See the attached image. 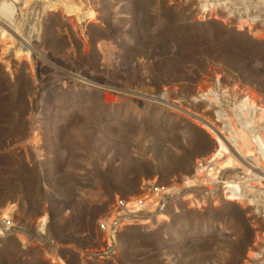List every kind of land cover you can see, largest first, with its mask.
Here are the masks:
<instances>
[{"label":"rangeland","instance_id":"obj_1","mask_svg":"<svg viewBox=\"0 0 264 264\" xmlns=\"http://www.w3.org/2000/svg\"><path fill=\"white\" fill-rule=\"evenodd\" d=\"M1 30L0 264H264V0H0ZM204 121L239 198L193 177ZM152 182L186 201L99 230Z\"/></svg>","mask_w":264,"mask_h":264},{"label":"built area","instance_id":"obj_2","mask_svg":"<svg viewBox=\"0 0 264 264\" xmlns=\"http://www.w3.org/2000/svg\"><path fill=\"white\" fill-rule=\"evenodd\" d=\"M249 144L252 157L259 163H264V138L254 130L249 134ZM201 168V177L205 181L204 189L206 195L212 197L219 194L223 197L238 196L240 193L234 192L231 188L233 179L225 170L218 167L217 161L209 158ZM208 186V187H207ZM174 185L152 182L144 185L141 194L132 201L126 198H118L113 205L115 215L107 222L99 224L100 231H115L121 224V220L131 215L153 216L164 213L168 207L177 200L186 201L184 190ZM145 195H148L147 197ZM260 217L264 221V206L260 210ZM3 230L6 232L12 229L11 221L5 220L2 223ZM257 261H264V252L258 257Z\"/></svg>","mask_w":264,"mask_h":264},{"label":"bare ground","instance_id":"obj_3","mask_svg":"<svg viewBox=\"0 0 264 264\" xmlns=\"http://www.w3.org/2000/svg\"><path fill=\"white\" fill-rule=\"evenodd\" d=\"M87 3V2H86ZM59 3H54L52 6H58ZM54 8H51L49 11H53ZM0 34L4 37V32L3 30L0 31ZM209 91V90H208ZM150 98V97H149ZM241 103L245 106H247V108H251L253 110V112L255 113V121H258L260 120L261 117L264 116V107L260 106L254 99L253 97L251 96H248V97H245ZM171 107L173 108H177L179 109L181 112H185L191 116H193L195 119H199L200 116L195 114V113H192V112H189L187 109H184V108H181L179 107L178 105H175L174 103L171 104ZM220 116V119L223 120V122L226 120L225 117H221L222 114H219ZM205 124H204V128L207 129L209 131V133L212 134V137L214 139V143H215V146L213 148V150L209 153L208 157H206L204 160H207L209 158H213L217 161V164L218 163H221V162H228L230 161L231 159V153L229 152V150L225 147V138L222 137V135L219 133V131L217 132V128H215V125H213L212 123H210L209 121H204ZM226 122V121H225ZM237 155V153H236ZM238 158H242L239 154L237 156ZM244 159V158H243ZM242 159V161H244ZM249 160V159H248ZM125 165V164H124ZM264 175V174H263ZM193 177L194 178H200L201 177V170L199 168L196 169L195 173L193 174ZM257 179H260V180H264V177H258L257 176ZM257 184H260L258 182H256ZM232 190L234 192H237L239 191V185L237 184H232L231 186ZM230 198H239V196H229ZM228 199V197H226ZM229 198V199H230ZM189 204L192 205V206H197L198 205V202H197V199L196 198H192L189 200ZM165 218V215L164 214H159L157 217H156V220L155 221H162L163 219Z\"/></svg>","mask_w":264,"mask_h":264},{"label":"crops","instance_id":"obj_4","mask_svg":"<svg viewBox=\"0 0 264 264\" xmlns=\"http://www.w3.org/2000/svg\"><path fill=\"white\" fill-rule=\"evenodd\" d=\"M7 205H5L4 207H6ZM45 219V224H43V220ZM46 220L47 218H45V216H41L40 220H39V223H38V229L40 230V233H44L46 232V229L44 228V226L46 225ZM46 227V226H45ZM47 228V227H46ZM41 229H44L45 231H42ZM41 236V235H40Z\"/></svg>","mask_w":264,"mask_h":264}]
</instances>
